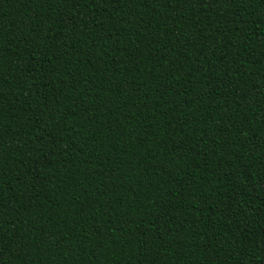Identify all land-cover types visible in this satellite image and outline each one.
<instances>
[{
    "label": "trees",
    "instance_id": "obj_1",
    "mask_svg": "<svg viewBox=\"0 0 264 264\" xmlns=\"http://www.w3.org/2000/svg\"><path fill=\"white\" fill-rule=\"evenodd\" d=\"M0 264H264V0H0Z\"/></svg>",
    "mask_w": 264,
    "mask_h": 264
}]
</instances>
